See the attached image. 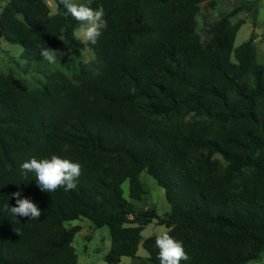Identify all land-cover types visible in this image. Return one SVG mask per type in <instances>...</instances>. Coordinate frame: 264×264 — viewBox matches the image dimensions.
Returning <instances> with one entry per match:
<instances>
[{"label": "trees", "instance_id": "obj_1", "mask_svg": "<svg viewBox=\"0 0 264 264\" xmlns=\"http://www.w3.org/2000/svg\"><path fill=\"white\" fill-rule=\"evenodd\" d=\"M54 1L53 12L44 0L0 6V37L17 43L24 60H43L45 47L59 56L83 46L92 52L70 75L53 69L30 87L0 72V264H75L79 226L63 221L78 216L107 226V263L136 256L140 242L148 263L159 264L155 234H140L151 220L183 243L189 259L180 264L257 258L264 250V62L255 60L251 31L233 45L243 20H230L239 10L254 14V3L220 12L201 41L202 0H87L107 21L91 44L74 36L78 21ZM53 154L81 165L74 190L43 192L33 173L22 175L21 163ZM141 170L163 189L162 214L134 203L144 192ZM16 191L40 218L4 210L15 206Z\"/></svg>", "mask_w": 264, "mask_h": 264}, {"label": "rangeland", "instance_id": "obj_2", "mask_svg": "<svg viewBox=\"0 0 264 264\" xmlns=\"http://www.w3.org/2000/svg\"><path fill=\"white\" fill-rule=\"evenodd\" d=\"M6 0H0V6ZM49 11L55 9L54 0H44ZM87 0H79L85 3ZM244 0H202L197 4L195 14V30L201 41H205L207 34L205 28L215 20L219 13L230 9L238 2ZM255 6V12L252 14L246 10H239L230 16L231 21L241 18L243 21L237 28L233 45L238 44L247 38L249 32L253 34L252 43L255 51V60L264 62V0H251ZM96 8L94 10H97ZM80 26L79 22L73 30V33ZM84 41L83 39H80ZM20 46L17 43L7 41L0 37V72L12 74L19 82L26 87L40 84L44 75L53 69H60L70 75L75 70L79 62L89 63L92 58V52L87 46H83L78 54L74 52H64L61 56L57 55V63L48 64L45 60L26 61L19 56ZM224 162L218 154H213ZM144 188L140 200H134L136 207L154 206L157 213L162 214L168 208V203L164 198L163 189L155 180L141 170L138 174ZM123 196L127 197V179L120 183ZM65 226L77 224L79 228L74 231L71 245L76 254L75 264H149L145 259L146 254L140 242L137 244L136 256L121 255L119 260L114 263H107L103 259L104 253L108 250L109 234L106 225L95 226L86 217L78 216L76 218L63 221ZM162 228L163 224H158L154 220L149 221L140 230L141 237L148 234H156ZM242 264H264V250L260 255Z\"/></svg>", "mask_w": 264, "mask_h": 264}, {"label": "clouds", "instance_id": "obj_3", "mask_svg": "<svg viewBox=\"0 0 264 264\" xmlns=\"http://www.w3.org/2000/svg\"><path fill=\"white\" fill-rule=\"evenodd\" d=\"M59 3L63 4L66 14L80 24L74 32V36L95 44L102 35V30L107 27L103 9L93 10L88 4L81 3L79 0H59ZM60 31L63 33L65 29L61 28ZM61 40H63V36ZM39 54L48 64L57 63L55 49L45 47L40 50ZM20 169L22 175L25 176L28 173H33L37 187L48 193L54 192L60 187H63L65 191L74 190L77 187L76 180L81 175V165L78 162H72L70 159L61 158L55 154L50 158L31 157L21 163ZM12 198L15 200V206L6 203L4 210L13 217L40 218V208L29 198L22 197L20 191L12 193ZM155 247L158 249L159 264H180L182 260L189 259L183 243L169 235V230L166 228L160 229L155 234Z\"/></svg>", "mask_w": 264, "mask_h": 264}, {"label": "crops", "instance_id": "obj_4", "mask_svg": "<svg viewBox=\"0 0 264 264\" xmlns=\"http://www.w3.org/2000/svg\"><path fill=\"white\" fill-rule=\"evenodd\" d=\"M261 253V252H260ZM260 255V254H259Z\"/></svg>", "mask_w": 264, "mask_h": 264}]
</instances>
